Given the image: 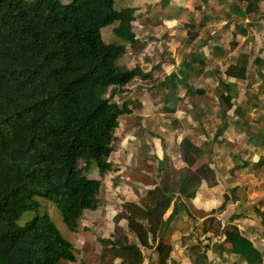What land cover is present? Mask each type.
Instances as JSON below:
<instances>
[{
	"label": "trees",
	"instance_id": "1",
	"mask_svg": "<svg viewBox=\"0 0 264 264\" xmlns=\"http://www.w3.org/2000/svg\"><path fill=\"white\" fill-rule=\"evenodd\" d=\"M260 1L240 0L231 6L232 13L239 21L248 19ZM163 2L167 5L170 0ZM136 11L132 6L115 8V0H0V264L75 261L72 243L48 213L39 211L40 201L51 202L71 231L85 210L98 207L100 181L88 173L93 168L100 175L110 170L113 131L119 117L131 112L129 101L120 107L113 99L134 79L149 75L139 65L128 69L118 64L126 47L145 46L133 31ZM109 25L114 41L105 42L101 30ZM234 27L245 34L241 24ZM194 55L183 62L184 69L160 82L166 88L165 102L178 98L179 86L186 96L193 94L187 78L200 59ZM248 58L238 56L225 76L245 79ZM253 62L264 95V60L256 57ZM220 82L227 91L229 84ZM219 97L229 110L233 96L220 93ZM238 111L237 107L234 112ZM180 146L185 172L171 181L165 174L144 200L132 202L114 216L109 237L99 238L112 253L109 264H118L115 259L119 264H143V249L157 255V264L170 258L172 246L165 236L178 215L189 214L183 197L194 198L203 181L214 180L209 164L190 168L202 155L199 147L187 137ZM26 211H33V216L19 224ZM122 219L126 228L119 225ZM229 222L223 227L218 255L225 260V251L246 264H262L260 249ZM209 248L190 246L191 264H213Z\"/></svg>",
	"mask_w": 264,
	"mask_h": 264
},
{
	"label": "rangeland",
	"instance_id": "2",
	"mask_svg": "<svg viewBox=\"0 0 264 264\" xmlns=\"http://www.w3.org/2000/svg\"><path fill=\"white\" fill-rule=\"evenodd\" d=\"M239 1L170 0L164 5L163 0H115L117 9L125 6L137 9L133 31L145 44L142 49L126 47L118 64L128 69L139 65L149 75L137 77L113 99L120 107L123 101H129L131 112L119 117V125L113 131L112 151L108 158L110 170L100 175L93 168L88 173L90 178L100 181L98 207L85 210L77 221L76 230L71 231L51 202L40 201L39 211L48 213L73 245L75 261L61 264H109L113 261L112 253L103 248L99 238L109 237L115 226L114 216L124 207L128 209L132 202L144 200L149 189L164 181L165 174L171 181L185 172L187 165L182 160L180 146L185 137L202 152L190 168L207 163L213 169L214 180L211 183L203 181L194 198L183 197L189 214H180L172 221L165 241H172L173 250L182 258L189 257L190 246L208 245V258L213 264H246L225 251V260L218 256L217 245L223 238V227L230 221L260 249L264 264V171L253 172L249 165V170L242 168L238 172L235 164L243 161L240 155L249 153L248 158H251L253 153L236 151L228 140L224 147L220 146L227 151H219L214 139L220 126L224 123L230 126L236 105L246 113L252 112L249 104L254 102L259 104V110L264 109V96L259 94L258 66L253 62L256 57L264 60V0L259 2L258 10L242 21L231 10V6ZM245 3L240 2L242 7ZM236 23L243 26L245 34L235 29ZM112 27L109 25L101 30L105 42L114 41ZM193 54L200 58L195 63V71L187 78L193 94L186 96V90L179 86L176 90L178 98L165 102L166 88L160 86V82L171 72L184 69L183 62L189 61ZM242 54L249 57L246 78L226 77L227 66ZM220 79L226 83L235 82L229 110L219 97L220 93H226ZM245 97H248L247 102ZM224 109L227 110L225 114ZM252 113L257 115V111ZM245 116L251 120L252 116ZM231 130L230 126L222 135L230 137ZM235 146L239 147L236 143ZM259 152L264 155L263 151ZM79 166L83 163L79 162ZM258 172L261 174L256 176ZM31 212H24L17 222L23 224L33 216ZM119 225L126 228V221L122 219ZM142 251L143 264H156L153 251ZM114 261L119 262L118 259Z\"/></svg>",
	"mask_w": 264,
	"mask_h": 264
},
{
	"label": "crops",
	"instance_id": "3",
	"mask_svg": "<svg viewBox=\"0 0 264 264\" xmlns=\"http://www.w3.org/2000/svg\"><path fill=\"white\" fill-rule=\"evenodd\" d=\"M227 83L229 84V88L227 91H225L226 92L225 94L229 93L232 95L231 89L235 86V82L230 81ZM259 85L261 86V89H262V83L261 82ZM249 90L252 93L254 92L252 89H249ZM259 92H260L259 94H261V91H259ZM245 93H246V91H245ZM233 94H234V92H233ZM232 96L234 97V95H232ZM247 101H248V97H245V102H247ZM246 104H248V103H246ZM246 104H244L243 106H246ZM258 105L259 104L257 102H254L253 104L252 103L249 104L250 111H252V112L257 111V115L255 113H252V112L247 111L248 113H246L245 111H241L240 105H236L234 108V111L237 107L239 108V111H238V113L234 112L232 114L233 115V118L231 119L232 121L230 120L231 121L230 126L232 129L231 133H230L231 134L230 137H225V135H222L225 132V130H227L230 127V126L228 127L227 124H225V123H224L226 125L225 128H223L222 130H219L217 132L218 136H217L216 141H217V145H218L217 148H219V151H227L226 148L220 149V146L224 147L226 142L230 141L232 143L233 148L234 149L236 148V151H246V152L251 151L253 153V155H252L253 157H251V158H248L249 153L245 154L244 156L240 155L241 156L240 159H242L243 161L235 164V166H236L235 169L238 170V172H240L239 169H242V168L249 170V169H247V167H249V165L252 168L253 172H256L259 170L264 171V155H262V153L259 152V151H263V153H264V109L259 110ZM245 115L252 116L251 120H249L248 117ZM253 115H256V117H254ZM223 125H222V127H224ZM218 137H219V139H218ZM235 143L239 146L238 148L235 146ZM230 151H233V150H230ZM235 154H237V153H235ZM236 158L239 159V157H236ZM247 158L250 161V164H249V161H246ZM259 159H262L263 162L262 163L258 162ZM258 174H261V172H258L256 174V176ZM263 205H264V202H263ZM246 237L248 239H250L248 236H246ZM169 244L172 246V244H173L172 241ZM173 249H174V247L171 250V251H173V254H170V258L168 259V261L165 264H168L169 262H170L169 264H183L184 263V262L182 263L183 260L188 261V263H185V264H191V261H192L191 256H189L188 258L184 256L182 258L180 255L178 256V252L176 254V251ZM176 256H178V257H176ZM171 258H173V259H171ZM175 258H177L176 261H175ZM156 259H158L157 255H156ZM117 263H119V262H117ZM155 263L157 264L158 262H155Z\"/></svg>",
	"mask_w": 264,
	"mask_h": 264
}]
</instances>
